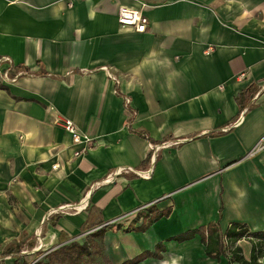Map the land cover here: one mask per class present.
I'll return each instance as SVG.
<instances>
[{
  "label": "crops",
  "instance_id": "0c3cea01",
  "mask_svg": "<svg viewBox=\"0 0 264 264\" xmlns=\"http://www.w3.org/2000/svg\"><path fill=\"white\" fill-rule=\"evenodd\" d=\"M58 117L93 141L84 155ZM262 139L264 0H0V264L101 228L111 264L158 245L139 264H227L175 239L264 232Z\"/></svg>",
  "mask_w": 264,
  "mask_h": 264
},
{
  "label": "trees",
  "instance_id": "16d2710c",
  "mask_svg": "<svg viewBox=\"0 0 264 264\" xmlns=\"http://www.w3.org/2000/svg\"><path fill=\"white\" fill-rule=\"evenodd\" d=\"M157 217H145L141 227L137 232L146 231ZM106 229L101 228L89 235L83 241H72L69 244L61 246L47 254L41 260L33 264H111L104 253L102 240ZM195 235L200 237L204 246L206 257L219 261L221 257L227 259V264H260L264 258V232L251 234L246 227L232 224L224 232H221L218 224H209L206 227L186 233L175 239L178 243L192 239ZM241 240H247L252 245L250 260L247 262L242 258L241 250L236 244ZM164 252L162 245H158L154 252H146L126 261L123 264H139L145 259H159ZM41 257L42 253L36 254ZM14 264H30L19 257V251Z\"/></svg>",
  "mask_w": 264,
  "mask_h": 264
},
{
  "label": "built area",
  "instance_id": "2783aa9c",
  "mask_svg": "<svg viewBox=\"0 0 264 264\" xmlns=\"http://www.w3.org/2000/svg\"><path fill=\"white\" fill-rule=\"evenodd\" d=\"M117 22L121 27L131 29L133 32L138 34L145 33L148 25L147 19L142 15L140 11H134L128 8L119 9ZM53 124L55 127L67 133L71 138L72 144L78 147L74 151V157H80L84 155L93 146V141L84 134L80 133V131L72 121L58 117ZM161 146L162 148H169L170 144L164 143ZM154 150L156 151L158 149ZM260 150H264V139H262L256 145L252 153ZM53 168L55 169L56 166H54ZM148 175V171L141 174V176L144 178L148 177Z\"/></svg>",
  "mask_w": 264,
  "mask_h": 264
},
{
  "label": "rangeland",
  "instance_id": "374dc122",
  "mask_svg": "<svg viewBox=\"0 0 264 264\" xmlns=\"http://www.w3.org/2000/svg\"><path fill=\"white\" fill-rule=\"evenodd\" d=\"M86 236H82V237H79V238H77L75 241H79V242H81V241H83L84 240V238H85ZM42 259V257H38L37 255H32L31 256V259H28V263H30V264H33V263H35V262H37V261H39V260H41Z\"/></svg>",
  "mask_w": 264,
  "mask_h": 264
}]
</instances>
